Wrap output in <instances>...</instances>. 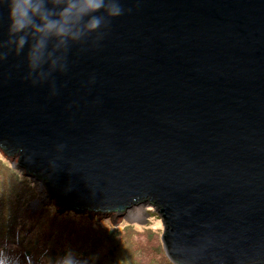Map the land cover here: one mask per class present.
Instances as JSON below:
<instances>
[{
	"label": "water",
	"instance_id": "95a60500",
	"mask_svg": "<svg viewBox=\"0 0 264 264\" xmlns=\"http://www.w3.org/2000/svg\"><path fill=\"white\" fill-rule=\"evenodd\" d=\"M120 2L63 72L0 61V152L77 212L150 206L171 264H264V0Z\"/></svg>",
	"mask_w": 264,
	"mask_h": 264
},
{
	"label": "trees",
	"instance_id": "16d2710c",
	"mask_svg": "<svg viewBox=\"0 0 264 264\" xmlns=\"http://www.w3.org/2000/svg\"><path fill=\"white\" fill-rule=\"evenodd\" d=\"M35 196L28 178L0 164V248L18 264H57L69 254L79 264H171L159 229L59 214L51 204L29 214Z\"/></svg>",
	"mask_w": 264,
	"mask_h": 264
},
{
	"label": "clouds",
	"instance_id": "9594fccd",
	"mask_svg": "<svg viewBox=\"0 0 264 264\" xmlns=\"http://www.w3.org/2000/svg\"><path fill=\"white\" fill-rule=\"evenodd\" d=\"M8 7L7 39L0 41V61L9 54L20 56L27 47L28 76L36 84L53 72L65 70L73 45L90 38L103 39L111 21L124 14L120 0H5ZM131 11V9H128ZM45 65L47 68H45ZM34 75V78H33ZM0 264H18L0 248ZM57 264H79L70 254Z\"/></svg>",
	"mask_w": 264,
	"mask_h": 264
},
{
	"label": "rangeland",
	"instance_id": "374dc122",
	"mask_svg": "<svg viewBox=\"0 0 264 264\" xmlns=\"http://www.w3.org/2000/svg\"><path fill=\"white\" fill-rule=\"evenodd\" d=\"M3 163L7 164L17 174L23 175L26 178H28L29 182H31L32 188L34 192L36 193V196L35 198L31 199V201H29L24 207V210L27 211L29 214L39 211L41 207L44 205L51 204L55 206V208L57 209V213L59 214L73 212L74 214L86 215L87 217L91 219H95L94 217L100 218L102 220L108 219V221L112 222V225L114 226H116L117 224L128 223L131 225H136L138 227H145V228L156 229V230L159 229L161 232L160 233V238H161V234L163 231L161 221L158 215L154 212V210L148 205H139L136 207H132L130 210H128L123 215L119 213H111V214H105V215L93 214V213H80V212H77L76 210L70 209L69 207H65L61 204H58L56 200H52L49 198V196H46L45 194L46 191H45L43 184H41L38 181H35L33 178H30L28 175H26L24 171H21L18 169L17 157L6 156L0 152V164L3 165ZM37 200H38V204L36 202Z\"/></svg>",
	"mask_w": 264,
	"mask_h": 264
},
{
	"label": "bare ground",
	"instance_id": "6f19581e",
	"mask_svg": "<svg viewBox=\"0 0 264 264\" xmlns=\"http://www.w3.org/2000/svg\"><path fill=\"white\" fill-rule=\"evenodd\" d=\"M35 180V179H34ZM36 181V180H35ZM39 182V181H38ZM41 184H43V186H45V183H43V182H40ZM46 194V196H49V195H47V192L45 193ZM48 198V197H47ZM42 201V200H41ZM37 202V204H38V200L36 201ZM99 212V211H98ZM93 214H99V213H93Z\"/></svg>",
	"mask_w": 264,
	"mask_h": 264
}]
</instances>
